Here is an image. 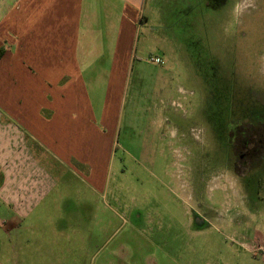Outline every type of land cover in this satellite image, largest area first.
Instances as JSON below:
<instances>
[{
    "label": "rangeland",
    "instance_id": "374dc122",
    "mask_svg": "<svg viewBox=\"0 0 264 264\" xmlns=\"http://www.w3.org/2000/svg\"><path fill=\"white\" fill-rule=\"evenodd\" d=\"M133 8L136 41L123 64L110 170L95 159L91 184L88 165L71 158L65 170L35 147L56 184L17 228H0V258L264 264V159L248 169L230 148L239 126L264 124V0H141Z\"/></svg>",
    "mask_w": 264,
    "mask_h": 264
},
{
    "label": "crops",
    "instance_id": "0c3cea01",
    "mask_svg": "<svg viewBox=\"0 0 264 264\" xmlns=\"http://www.w3.org/2000/svg\"><path fill=\"white\" fill-rule=\"evenodd\" d=\"M119 1L0 0L1 229L17 228L56 184L35 147L65 170L71 158L88 165L91 184L95 159L110 170L141 2Z\"/></svg>",
    "mask_w": 264,
    "mask_h": 264
},
{
    "label": "trees",
    "instance_id": "16d2710c",
    "mask_svg": "<svg viewBox=\"0 0 264 264\" xmlns=\"http://www.w3.org/2000/svg\"><path fill=\"white\" fill-rule=\"evenodd\" d=\"M242 133L245 135H242L244 139L245 145H248L250 143V140L253 142L252 144L257 143L258 144V151L264 150V125H256V126H244L243 127ZM259 136L258 141L256 142L255 139H251L252 137ZM255 141V142H254ZM242 144V142H241ZM231 148L235 151L236 148H238V145H234L233 141L230 142ZM245 154L247 156L244 158V160L240 157L242 155H238L237 152L235 151V155L237 156V160L241 162L242 167L248 168V169H253L259 166L260 162L264 159V152L263 153H258L254 154L255 150L257 149H247L246 147L244 148ZM257 151V152H258ZM249 156V157H248ZM251 163H248L250 162Z\"/></svg>",
    "mask_w": 264,
    "mask_h": 264
},
{
    "label": "flooded vegetation",
    "instance_id": "af4514ba",
    "mask_svg": "<svg viewBox=\"0 0 264 264\" xmlns=\"http://www.w3.org/2000/svg\"><path fill=\"white\" fill-rule=\"evenodd\" d=\"M257 125H264L263 123L262 124H257ZM244 126H256V125H252V124H249V125H241V126H239L238 127V130L236 131V132H234V133H231V136L234 138L232 141H233V144L234 145H237L238 143H240V147H241V149H243L244 150V148L246 147L247 149H257V150H255V152H254V154H258V153H263L264 152V150H262V151H258V144L257 143H255V144H252L253 142L250 140V143L248 144V145H245V143H244V139L243 138H245V137H242V135H245V134H243L242 133V131L244 130L243 129V127ZM242 134V135H241ZM256 138V142L258 141V138H259V136H256V137H252L251 139H255ZM235 140H236V142H235ZM254 141V142H255ZM241 142H242V144H241ZM231 148V147H230ZM231 150H232V152H233V154H235V151L233 150V148H231ZM245 151V150H244ZM258 151V152H257ZM247 156V154H243L242 156H240L243 160H244V158ZM249 157V156H248Z\"/></svg>",
    "mask_w": 264,
    "mask_h": 264
},
{
    "label": "built area",
    "instance_id": "2783aa9c",
    "mask_svg": "<svg viewBox=\"0 0 264 264\" xmlns=\"http://www.w3.org/2000/svg\"><path fill=\"white\" fill-rule=\"evenodd\" d=\"M157 62H159V60H157Z\"/></svg>",
    "mask_w": 264,
    "mask_h": 264
}]
</instances>
